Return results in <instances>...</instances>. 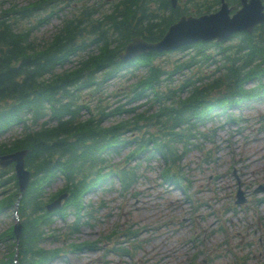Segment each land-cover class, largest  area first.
<instances>
[{
	"label": "trees",
	"instance_id": "1",
	"mask_svg": "<svg viewBox=\"0 0 264 264\" xmlns=\"http://www.w3.org/2000/svg\"><path fill=\"white\" fill-rule=\"evenodd\" d=\"M212 1L210 4V0H183L181 5L173 8L169 0H113L108 10L99 11L89 0H67L71 16H65L61 26L46 36H37L29 28L18 27L13 14L18 11L30 14L48 8L55 11L63 7L64 0H29L23 6L12 3L0 11V134L25 121L23 136L0 144V155L26 149V165L32 170V178L18 207L22 220L18 240L19 264H46L59 251L45 248L41 242L44 228L53 222L52 213L45 210L44 204L56 193H50L48 186L63 174L65 189L70 195L60 211L79 214L84 194L96 186L102 175L108 173L105 177H110L113 173V165L104 155L111 154L118 144L127 141L125 135L131 122L143 117L104 124L117 108L107 112L108 107L97 104L95 112L83 118L82 109L93 111L85 95L94 93L112 75L120 77L129 71L124 68L119 52L133 36L157 40L181 14L209 10L211 5L219 2ZM74 3L76 5L72 6ZM258 30L261 32L238 34L234 42L225 45L218 42L193 45L197 48L196 54L202 57L211 54L199 46L220 47L222 63L218 66L219 73L203 76L199 70L198 74L187 76L177 91L160 89L168 71L154 64L160 55L157 52L142 54L129 62L128 67L133 69L146 68L134 83L133 99L150 93L154 94L155 100L161 99L156 111L146 116L151 130L147 139L137 142L132 148L133 153L148 151L150 157L157 156L158 150L167 163L165 173L182 174L179 167L184 153L178 151L176 144L192 137V133L207 136L196 131L195 127L208 118L207 114L213 108L225 111L239 102L262 97L264 25ZM92 45L96 49L89 50ZM77 55L80 56L74 63L73 58ZM192 57L187 62L175 64L168 75L194 63L198 66L199 60L195 55ZM253 80L257 82L249 85ZM186 88H189L188 93L183 96L180 92ZM86 89L87 94L83 93ZM134 110L132 107L131 111ZM28 119H31L30 123ZM150 139L156 147L154 150L146 147L144 142ZM119 171L121 178L130 183L137 175L138 166L132 167V171ZM7 184H14V189L3 191L5 195L0 203L10 207L19 192L12 167L0 168V186ZM79 225L76 220L70 230L77 231ZM9 238L13 239V247L15 235L12 227L8 231ZM9 264H13L11 259Z\"/></svg>",
	"mask_w": 264,
	"mask_h": 264
},
{
	"label": "rangeland",
	"instance_id": "2",
	"mask_svg": "<svg viewBox=\"0 0 264 264\" xmlns=\"http://www.w3.org/2000/svg\"><path fill=\"white\" fill-rule=\"evenodd\" d=\"M27 1L0 0V7H7L13 2L21 5ZM110 1L112 0H93L101 7H106ZM16 16L20 28L29 27L36 20L32 16ZM61 19L62 15L53 16L37 25L33 34H51L60 25ZM190 50L159 56L156 62L170 69L175 62L189 58L193 53V50ZM208 64L215 66L214 62ZM202 66L207 68V64L202 63ZM184 71L187 72V69ZM175 78L181 79L179 75ZM176 79L171 83L172 86L177 84ZM129 82L126 78L114 79L107 88L109 95L106 98L103 96V104L116 106L124 102L125 98L121 93L112 91L117 87L121 90ZM164 87H167L166 83ZM143 110L153 111L154 107L149 108V104L142 103L137 111ZM234 112L242 118L239 122L227 121L222 115L215 116L211 122L201 125V131L211 133L208 128L222 124L213 132L211 139H199L200 148H193L186 153L183 163L190 166L185 168V172L192 179L194 196L205 199L197 204L195 211L192 200L187 198L181 188L169 186L166 182L163 185L159 183L161 180L158 179L157 162L143 163L141 175L131 191L120 192L116 184L117 189L92 191L86 196V201L90 200L94 204L95 214L92 218H87L85 212H81L85 214L82 219L88 220L89 224H82L67 240L66 220L59 217L52 225L60 228L58 234L61 241L57 244L96 240L102 232L106 234L116 224L120 226V232L128 226L132 229L139 228L135 237H120L123 241L121 244L129 248L130 252L118 254L117 250L112 248L116 245L115 238H100L96 245H92L94 249L75 250L65 257H58L50 264H186L195 253L199 254L197 264H236L244 251L251 250L249 240L254 242V245L248 262L260 264V260L264 258V250L258 246L259 238L262 237L264 241V202L257 205V214L252 223H249L252 206L247 210H243V207L235 209L232 208L231 202L239 187L238 180L242 182L241 186L247 197L262 196L257 187L259 182H264V100L243 105ZM123 116L127 117L128 114ZM111 120L110 117L105 123ZM212 146L211 158L217 156L218 159L211 162L215 165L210 167L209 162L203 161L201 147L205 152ZM124 154L122 152L113 159L118 160ZM216 169L220 172L228 170L229 174L214 177ZM63 185V179L58 178L49 190L56 191ZM259 216L263 218L258 219ZM67 220L71 222L73 216L70 215ZM13 222V216L1 213L0 232L6 230ZM195 228L202 236L195 238ZM105 234L101 236H106ZM198 239H202V244L195 246L193 242ZM53 244L55 243L51 240L45 242L48 247ZM106 246L111 247L107 255L104 253ZM230 247L234 252L229 250ZM9 250L6 242L0 243V257Z\"/></svg>",
	"mask_w": 264,
	"mask_h": 264
},
{
	"label": "water",
	"instance_id": "3",
	"mask_svg": "<svg viewBox=\"0 0 264 264\" xmlns=\"http://www.w3.org/2000/svg\"><path fill=\"white\" fill-rule=\"evenodd\" d=\"M244 6L232 17H229L227 5L216 13L202 15L200 17L182 16L181 19L170 25L165 35L156 42H147L141 37H134L125 46V53H121L124 60L148 50H166L172 49L184 44L192 43L200 39H211L217 37L223 39L228 34L238 29L250 28L253 23L263 20L260 0H243ZM26 150L15 151L0 157L2 165L12 160L16 161V174L21 190H24L28 184L29 171L24 168V155ZM67 193L59 195L53 202L47 205L52 209L60 205V201ZM20 224H16L15 231L18 233Z\"/></svg>",
	"mask_w": 264,
	"mask_h": 264
}]
</instances>
